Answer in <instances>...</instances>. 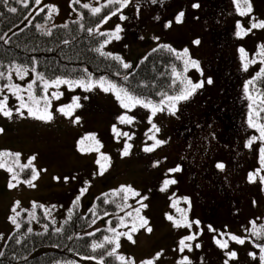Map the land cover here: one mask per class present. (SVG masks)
I'll list each match as a JSON object with an SVG mask.
<instances>
[{"label":"rangeland","instance_id":"rangeland-1","mask_svg":"<svg viewBox=\"0 0 264 264\" xmlns=\"http://www.w3.org/2000/svg\"><path fill=\"white\" fill-rule=\"evenodd\" d=\"M28 2L30 0L22 3ZM83 4L90 7L84 8ZM194 4H199V7L194 8ZM251 4L253 12L241 17L233 0H156V3L152 0H131L116 16L106 23L102 19L95 27L103 32H112L117 25L121 26V39L104 45V51L119 55L124 62L131 64L127 74L150 50L161 44H172L177 52L187 48L190 56L200 63L203 74L190 67L185 73L188 78L194 82L212 80L211 84L205 83L197 90L190 100L181 102L175 115L161 112L152 118V123L160 128V132L155 133L157 139L167 141L152 152L143 150L154 143L148 139L154 132L150 131V111L139 106L130 111L124 109L112 92H104L98 87L90 92L82 88L68 90L66 85H61L59 89L50 88L49 95L54 91L63 95L59 100L52 101L50 110L54 119L44 122L28 116L26 109L22 110L23 116L17 114L19 101L5 88L0 99L4 95L9 97L13 117L9 119L0 115V128L4 129L0 133V152L19 153L20 165L27 164L34 156L32 164L39 171V176L33 181L35 187L23 183L30 178L31 169L21 171L13 159L8 158L7 164L19 173V181H12L17 187L9 188L12 173L0 168V252L8 243L9 234L18 229L10 220L15 215L12 212L14 207L20 213L17 217L20 227L24 226L25 231L31 228V231L44 232L50 224L53 228L63 226L78 196V211L83 215L95 209L101 196L104 198L100 205L105 208L104 213L91 215L92 221L82 225L80 233L107 231L110 226L120 232L129 231L132 218L126 221L128 227H122L117 217L130 211L135 216L133 209L140 207L137 203L140 197L129 195L127 204L133 207L120 211L108 206L105 194H108V200L119 202L120 198L111 194L121 186L130 185L141 196L148 197L143 201L147 208H141L140 214L148 220L147 226L152 228V232L140 229L133 234L135 243L121 237L119 255L133 259L136 264L154 259L157 253L161 255L155 264H178L184 256L192 264H224L228 260L226 252L235 251L237 258L229 260V264L262 263L261 250L251 248L247 241L243 245L236 242L232 245L234 241L225 235L223 239L228 240L229 246L222 249L215 243V238H219L218 232L208 229L211 225L219 230L225 224L223 222H227L229 224L224 232L242 237L248 233L246 229L251 227V221L259 225L264 217V191L257 179L254 183L248 179L249 173L256 172L255 166L259 161L257 150L264 144L257 140L251 147L247 146L249 139L257 136L258 131L248 124V109L252 102L248 99L249 90L245 89L247 82L264 68L256 56L259 45L264 44V29H253L243 38L236 35L238 22L248 28L252 16L264 20V0H251ZM43 7H48V13L52 7L58 10L52 13L51 19L44 14L47 16L45 21L38 23L44 28H51L78 20L84 9L91 11L92 7H102L100 13L105 17L118 6H108L107 0H79V3H74V0H41L40 4L34 0L23 21L30 20ZM180 12H184V16L182 22L177 23L176 17ZM120 15L127 19H119ZM23 21L7 30L5 37L15 28L22 27ZM169 23L170 27L167 26ZM197 39L199 45L194 44ZM240 48L246 50L249 59L257 60V63L249 65L247 71L243 68ZM9 68L14 69V65L0 71L7 76ZM26 68L29 71L23 80L15 71L12 72V83L26 88L27 83L36 80L35 90L38 95H43V85L37 80V69ZM6 83V79H0V86ZM21 94L27 99V92ZM74 96L81 97L82 107L76 108L71 117L56 111L62 105L70 104ZM85 96L88 99H84ZM125 114L135 117L133 123L119 122L118 117ZM76 117H79L78 121ZM113 125L120 131L119 137L113 133ZM124 132L132 138L123 136ZM92 136L103 145L100 153L110 158V164L101 160V164L106 166L103 175L98 174L100 165L96 163L100 154L88 151L95 143L90 139ZM81 140H84L83 145ZM126 143L132 148L130 155L125 157L122 151ZM81 147L85 151H81ZM221 163L224 165L222 169L217 167ZM176 167L181 170L169 172ZM166 179H175L177 183L161 191ZM85 187L87 191L81 196L80 189ZM184 197L188 198L190 206ZM173 200L179 201L176 207L172 206ZM34 203L44 207L33 209ZM177 209L186 210L188 219L199 220L200 226L193 224L191 229L174 227L167 215L180 219L181 212ZM33 211L35 219L29 215ZM193 232L200 233L195 241L187 242L192 243L193 250L185 249L181 253L179 241ZM106 235L111 237L112 233L107 231L101 241ZM197 243L200 248L195 247ZM43 247L38 246L32 253ZM250 253H255V258ZM76 257L72 261L77 263L73 264H100L101 261L99 257Z\"/></svg>","mask_w":264,"mask_h":264},{"label":"snow or ice","instance_id":"snow-or-ice-1","mask_svg":"<svg viewBox=\"0 0 264 264\" xmlns=\"http://www.w3.org/2000/svg\"><path fill=\"white\" fill-rule=\"evenodd\" d=\"M5 4H7V0H3ZM18 3L24 2V0H17ZM153 3H156V0H152ZM36 4H40L41 0H35ZM74 3H79V0H74ZM131 3V0H107L108 6H118L114 7L113 11H111L110 15H107L103 17V22L106 23L109 19H111L112 16H116L123 8L127 7ZM233 3L236 7V10L238 14L241 17L249 16L253 12V7L251 4V0H233ZM24 6L27 7V3H24ZM84 8H89L90 6L88 4L82 5ZM104 7V6H102ZM102 7H92L91 12L93 14H99L102 11ZM194 8H198L199 4H194ZM11 13H16L17 8L15 7H8L7 9ZM137 10H139L137 8ZM41 12L44 11L43 8L40 9ZM58 11L55 7H52L48 13V18L51 19V15L53 12ZM2 15V13H0ZM184 16V12H180L176 17V22L181 23L182 18ZM119 19L125 20L127 19L126 16L120 15ZM167 26H171L169 23ZM36 27L38 29H43L44 26L37 24ZM64 27H67V25H64ZM237 32L236 35L240 38H243L244 36H247L250 32H252L253 29H264V20H257L255 16L251 17V23L248 28H245L241 23H237ZM90 33L92 32H98L100 36H105L106 39L101 43L100 47H97L95 49L96 52H98L101 56H104L106 58H111L113 60H116L122 64V67L124 69H129L132 67L131 64L126 63L123 61L122 57L119 55H113L111 52H104L102 51L104 45L110 43L112 40L119 41L121 39V36L119 33L122 31V28L120 25H117L115 30L112 32H100L99 29H88ZM46 35H51V31H47L45 33ZM0 39H3L2 36H0ZM158 39V38H157ZM67 43V41H65ZM200 41L197 39L194 41V44L199 45ZM163 49H166L169 53H172L175 55L177 60H181L183 62V73H187L188 69L194 68L198 71L202 70L200 69V63L198 60L193 59L190 54L189 50L187 48L183 49L182 52H177L175 49H173L170 45H161L160 46ZM153 51H156L154 49ZM241 54V60L243 63V68L245 71L248 70V67L250 64L257 63L256 59H249V55L246 52L244 48L239 49ZM256 56L259 57V62L264 64V44L259 45V51L256 53ZM15 71L16 75L19 77V79L23 80L24 77L28 74L29 69L23 66H15L13 68L8 69L7 76L5 75L4 71H0V79H6L8 83L4 84L3 86H0V95L3 94L4 89L7 88L13 96L16 97V99L19 101V107L16 109L17 114L20 116L24 115L23 109L27 110L28 116L41 120L44 122H51L54 119V114L50 110L52 107V101L53 100H59L60 97L63 95L62 92L54 91L49 95L48 90L50 88H56L59 89L61 85H66L68 90H73L75 88H82L86 92H90L94 90L95 88H100L104 92H112L116 99L119 101L120 106L127 110H132L136 108L137 106L148 109L151 113L149 118V123L151 124V130H154L153 135L149 136L148 139L154 141V143L150 146L145 147L143 150L145 152H152L156 147L161 146L167 141L157 139L155 133L160 132V128L155 124L152 123V118H154L158 113L161 112H168L171 115H175L178 111V105L181 102L190 100L197 90L204 87L205 83L211 84L212 80L209 78L206 81L200 80L198 82H194L190 78H188L186 75L182 74L181 72L176 71L175 67H173V73L176 79L173 81V84H176L177 81L179 82L180 87L177 89L176 94H168L166 92L159 93L161 99L156 102L152 99L142 97L141 95L135 94L134 91H130L127 87H123L120 85H117L115 82L108 80L105 77H100L99 79H92V76L90 73H87V69H84L83 71L87 74L86 76H80L76 79L71 78H64L57 76L55 78H46L43 73H37V80H39L43 87L41 91L43 92V95H38L36 92V80H33L29 83H27L26 88L21 87L20 84L12 83V72ZM32 71H35V68L32 69ZM123 79L126 81L128 79L127 76H124ZM257 81L264 82V68L260 69V72L257 74L256 77H254L252 80H249L245 86V89L247 91L248 86L255 85ZM27 92V99H25V96L21 93ZM81 97L74 96L72 97V102L67 105H62L56 111L60 112L61 114L65 116L71 117L72 113L76 108L82 107L80 103ZM84 99H88L87 96L84 97ZM248 99L252 102L249 105L250 112L248 116V124L250 127L256 129L259 133V136H253L247 143L248 147H251L252 144L259 140L262 144H264V122H261L262 118L261 113H264V92H258L256 96H253L251 94L248 95ZM9 97L7 95L3 96V99H0V115H3L4 117H7L11 119L13 117V111L9 107ZM135 117L129 116L127 114L121 115L118 117V120L121 124H131L133 123ZM79 120V117H76V121ZM113 133L119 137L121 135L120 131L117 129L115 125H113L112 128ZM4 132L3 128H0V133ZM123 136L127 137L128 139H131L132 137L129 135V133L124 132L122 133ZM85 139H89V137H86ZM93 141H95L94 146H90L88 148V151H96L100 154V158L97 159L96 163L100 165V170L98 172L99 175H103L106 171V166L101 164V160L108 161L110 164V158L106 156L103 153H100V148L103 147V145L100 143V141L96 140L94 136L90 137ZM84 140L80 141V144L83 145ZM132 148L131 144H125L122 156H129L130 150ZM81 151H85L83 147L80 149ZM259 163L261 165V168L258 169L254 173H249L248 179L250 182H256L257 177L259 178L260 183L264 184V175H261V172H264V146H261L259 148ZM20 154L19 153H12V152H0V168H5L8 172L12 173L11 180L9 182V188H15L17 187L16 183H13L12 181H19V173L14 171V168L12 166H9L6 162L8 158L13 159V163L16 164L21 171L28 168L31 169V176L29 179H26L22 181L23 183H27L30 187H35V184L33 181H35L39 176V171L35 169V167L32 164V161L35 160V157H31L27 164L20 165L18 163ZM158 163V162H157ZM218 168H223L224 165L217 164ZM181 169L179 167H176L174 169H170L169 172H179ZM58 179V178H57ZM68 178L66 177L65 180ZM177 183L175 179H166L163 181V186L161 188V191H165L168 189L169 185H173ZM87 191V188L80 189V195L82 196ZM113 197H119V202L115 199L108 200L107 196L108 194H105V202L106 203H113L116 205V207L120 211H124L125 208L133 207L132 205L127 204V201L129 199V195L133 197H140L139 200H137V203L140 204V207L134 208L133 211L135 213V216H133V212H127L125 216H119L117 217L118 223L122 227H128L127 219H131V228L127 232H120L117 231L115 227H109L107 231L112 233V236H104L103 237V243L101 242H95L91 245L92 249L95 251L98 248H104L106 245H113L110 251H108L107 255L114 256L116 259H118L121 264H136V262L128 257H125L123 255L118 254V249L120 248V238L126 237L129 241L135 243V240L133 239V234L138 232L140 229H144L147 232L151 233L152 228L148 227V220L141 216V208H147V204H144L143 201L147 200V196H141V194L136 191L134 188H132L130 185L128 186H121V188L111 194ZM190 206V201L187 197L183 198ZM80 197L78 196L76 200L73 202V207H77L79 204ZM179 203L178 200H173V207H176V205ZM17 207H19V202H17ZM36 207H44L43 205H36L33 204V209ZM55 207V206H53ZM181 212V218L176 219L172 215H167V219L169 221L173 222V226L176 228H189L191 229L193 227V224H195L197 227L200 226L199 220H192L190 221L187 216V211L182 209H177ZM12 212L15 213L14 216L10 217V220L13 224L17 226V228L20 227V224L17 222V217L20 216V213L17 212V208L14 207L12 209ZM46 214H49V211L46 210ZM30 217L32 219H35V212H31ZM105 215H108L107 212H105ZM71 218V215L69 216V219ZM94 223V221H93ZM109 225H111V221H108ZM251 227L247 228L246 231L249 233V236L256 237L259 239H264V224L257 225L255 221L250 222ZM45 228H47V225H45ZM209 231L217 232L216 229H214L211 225H208ZM29 232H31V228L28 229ZM56 232H60V228L55 229ZM203 229H200V233H202ZM200 233L193 232L190 235H187L183 237L179 241V251L181 253L184 252L185 249L188 251L193 250L192 242L195 241L197 238V235ZM89 235H93V233H89ZM218 235L220 237H223L227 235L232 241H235L238 244L243 245L246 242V237L242 238L240 236H237L235 234L226 233V232H219ZM215 243L222 249H228V240H222L219 238H215ZM196 248H200L201 245L199 243L195 244ZM256 247L260 248L262 255L260 256L261 261H264V244H256ZM161 253H157L156 257L154 259H149L142 261L141 264H155V260H158ZM226 255L228 257V260L224 261V264H229V260L237 258V253L235 251H227ZM255 258V253H250ZM93 258L94 257H89ZM67 264H73L72 261L67 262ZM100 264H103V260L100 261ZM178 264H192L191 260L184 256L180 261H178Z\"/></svg>","mask_w":264,"mask_h":264},{"label":"trees","instance_id":"trees-1","mask_svg":"<svg viewBox=\"0 0 264 264\" xmlns=\"http://www.w3.org/2000/svg\"><path fill=\"white\" fill-rule=\"evenodd\" d=\"M33 4L34 0H30L27 7L22 2L18 3L17 0H7V4L0 0V13H2L0 15V36L3 37L0 39V69L19 65L36 68L38 73H43L46 78L60 76L71 79L86 76L83 70L87 69L92 79L105 77L117 85L127 87L135 94L152 100H160L159 93L162 92L170 95L176 94L180 85L178 81L173 84L176 79L173 67L185 75L183 62L177 60L175 55L166 49L158 46L154 48L156 51L150 50L135 69L127 74V69H124L120 62L101 56L95 51L106 37L100 36L98 32L90 33L88 29H95L102 22L103 13L93 14L88 9H84L81 18L64 24L67 27L55 25L51 28L38 29L36 25L47 18L44 14L48 15V7H43V12L34 13L30 20L23 21ZM8 7L17 8V12H9ZM21 21H23L22 27L15 28L8 37H5V32ZM49 30L51 35H46L45 33ZM170 46L175 49L174 45L170 44ZM124 76L128 77L126 81L123 79ZM248 88L252 93L256 90L257 95L258 92H264V82L257 81L255 85H250ZM261 117L264 118V113H261ZM261 122H264V119ZM257 136H259L258 132ZM257 151L259 160L260 153L259 150ZM260 168L261 165L257 161L255 171ZM260 174L264 175V172ZM257 181L260 189L264 191V184L260 183L258 177ZM100 203L103 201L100 200ZM100 203H98V209L105 211ZM108 206L114 207L111 203ZM75 210L68 215L60 232H56V228H53L51 224L44 232H29L24 228L14 232L0 252V264H66L74 260L76 256L99 257L104 264H121L114 256L107 255L111 250V245L95 251L91 247L95 242L103 243L101 240L106 231L101 230L93 235L78 233V228L84 225L89 218L86 217L84 221V218ZM223 223L225 224L217 230L218 233L224 232L225 226L229 224ZM259 223L264 224V217ZM244 234L242 238H247L246 241L250 247L260 250L256 244H264V239L258 240L256 237L249 236V233ZM223 237L219 236L220 239L225 240ZM234 243L235 241L232 245ZM38 246L44 247L32 253ZM259 264H264V261L262 263L259 261Z\"/></svg>","mask_w":264,"mask_h":264}]
</instances>
